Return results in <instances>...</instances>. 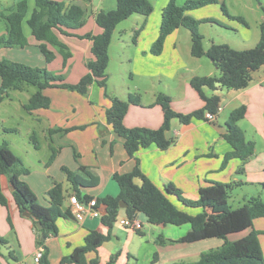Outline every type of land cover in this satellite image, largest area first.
<instances>
[{
	"label": "crops",
	"instance_id": "1",
	"mask_svg": "<svg viewBox=\"0 0 264 264\" xmlns=\"http://www.w3.org/2000/svg\"><path fill=\"white\" fill-rule=\"evenodd\" d=\"M20 1L0 0V39L9 33V22L6 16L16 9ZM27 1L28 13L23 21V29L28 38V44L17 48L3 44L0 46V60L8 58L32 66L47 67L64 73L66 80L70 83L79 82L89 72L87 61L93 57L92 40L57 31L60 39L67 46L66 52H69L71 56L64 66L63 54L49 45L56 57L52 62H46L39 47L40 42L32 35V29L28 23L37 6L36 0ZM66 1L70 2V0ZM151 1L154 4V10L149 16L135 14L116 27L109 49V66L113 49L121 50L118 64L120 70H123L120 73L123 83L120 88L112 84L114 95L121 99H126L131 93L138 94L140 97V104H131L125 115L124 124L127 127L144 126L156 129L162 125L164 113L162 107L155 104L160 92L171 96L172 106L178 112L190 113L204 107L205 102L192 86L191 79L195 75H219V69L213 60L207 56H193L191 46H189L191 58L181 52L182 27L167 37L160 55L152 53V46L160 33L162 12L169 0ZM186 1L178 0L177 2L182 4ZM82 4L88 10L85 24L80 29L69 30L77 35L102 33L103 28L96 22L95 13L100 9L108 11L118 6L117 0H91ZM193 12L191 11L190 14L192 15ZM144 22L145 27L134 40L135 30ZM122 23L127 24L121 28ZM187 35L186 38L191 43V32L189 31ZM212 43L220 42L213 38L207 42L204 35L205 47H210ZM129 63L131 69L126 74L124 70ZM108 74L107 82L110 79V73ZM109 84H111L110 81ZM25 88L26 86H23L20 90L25 91ZM204 90L208 95L217 93L222 97L221 105L213 121L194 118L191 123L185 124L179 118H174L167 132V136L174 139L173 144L168 149H161L155 143L151 144L140 148L134 158L128 155L124 138L114 131L113 125L107 120V109L112 106V99L106 95V90L97 80L90 85L86 95L66 88H46L44 93L51 99L50 107L36 109L33 112L28 111V114L36 116L43 126L42 131L45 136L49 133L51 140H53L51 136H56L59 148L52 146L51 141L48 145L50 149L59 150L58 159L48 163V159L38 158L36 162L39 164H36L34 160L33 163L37 167L30 168L32 170L27 174L28 176L20 177V179L28 180L27 185L30 189H32L31 184L35 190L47 194L56 183L60 182L66 192L64 210L69 209V197L75 193L65 168L78 171L82 166H88L99 176V187L82 188L83 192L93 194L95 198L108 194L118 195L120 187L114 179V174L130 172L136 164V158L139 159L142 172L159 188L165 190L167 184L173 183L187 199H197L201 187L218 181L224 183L239 181L241 184L246 182L249 185L244 184L245 187L250 186L263 194L264 67L254 74V79L244 89L212 90L207 87ZM22 106L24 108V104ZM241 106L247 107V113L239 121V126L245 132L246 138L254 141L255 149L252 153L242 158H234L223 166L225 154L233 150L231 143L223 136L226 132V122L230 113ZM36 131L35 134H37ZM65 138L73 142L70 144L71 150L66 152V156L70 157L69 164H66L67 161L60 160L61 147ZM42 148L43 146L38 142L36 149ZM241 167H244L242 173L239 172ZM29 181L32 183L29 184ZM136 181L141 183L139 178ZM11 186L9 177L0 175V187L8 199L6 205L0 204V235L8 241L7 247H4L0 254V264L16 262L34 264V254L39 247L44 249V255L49 264H59L64 256L70 255L75 248L85 244L86 236L92 230L104 234L109 231V228L102 223L101 217H89L84 222H79L70 213L57 219V233H49L45 237L38 222H34V217L25 216L20 210ZM168 195L175 204L190 213L195 214L201 211V208L186 206L173 194ZM39 203L49 206L51 199L45 198ZM120 213L121 218L128 216L124 208ZM138 215L144 222L141 229L134 230L121 222H116L110 230L111 238L97 250L88 252V260L97 258L99 264H107L110 257L118 253V264H132L133 261H136V264L191 262L198 260L202 252L218 248L224 242L221 238L204 239L193 243L169 241L178 240L186 235L191 225H156L149 223L145 214ZM252 229L259 231V240L264 252V217L255 219L253 228L246 230L243 234L249 233ZM242 236L244 235L240 237ZM160 238L167 242L159 243Z\"/></svg>",
	"mask_w": 264,
	"mask_h": 264
},
{
	"label": "trees",
	"instance_id": "2",
	"mask_svg": "<svg viewBox=\"0 0 264 264\" xmlns=\"http://www.w3.org/2000/svg\"><path fill=\"white\" fill-rule=\"evenodd\" d=\"M91 0H36V8L33 11L28 23L32 29V35L40 42L39 47L46 58V62H52L56 55L49 45L55 47L64 56V66L67 63L70 53L66 52L67 46L60 39L58 32L66 35H76L79 38L91 39L93 57L87 61L89 72L79 82L70 83L66 80L64 73H56L47 67L32 66L20 61L11 59L0 60V102H2L11 89H22L26 84L35 85L38 90L33 93L25 105L29 112L40 108H49L51 99L44 93L49 87L66 88L77 91L81 94H88L90 85L97 80L106 87L110 62V45L116 27L129 17L140 14L149 16L154 10L151 0H117L118 6L113 10L100 9L95 13L96 22L103 28L100 34L87 33L84 35L73 34L69 30H76L83 27L87 16V7L83 3ZM218 2L225 15L247 23L241 16H234L229 12L225 0H187L179 5L177 0H169L162 12L160 33L152 46V53L160 55L163 52L167 37L176 29L185 27L191 32V53L195 57L207 56L219 69V75H195L191 79L192 86L197 90L204 100V107L190 113H181L172 106L170 95L160 92L157 95L155 104L162 107L164 121L159 128L144 126L127 127L124 118L131 104H140L138 94H129L126 99L113 95H106L112 99V106L107 109V120L113 125L114 131L124 138V145L129 156L134 157L140 148L157 144L161 149H168L174 139L167 136L174 118H179L185 124L191 123L194 118L207 119L206 113L216 114L222 102L221 95L215 93L208 95L205 88L218 90L244 89L254 79V74L264 67V22L261 23L260 40L253 46L246 49H237L228 43H212L206 48L204 35L200 32V20L195 19L190 12L205 7L210 3ZM28 13V1L21 0L16 9L7 17L9 22V33L0 39V43L8 47H24L28 44V38L24 33L23 21ZM145 27V22L135 30L134 40ZM58 31V32H57ZM247 107L241 106L233 110L226 122L225 139L231 143L233 150L225 154L223 166H226L234 158H242L255 149L254 141L246 138L245 132L239 126V121L245 117ZM64 131V129H59ZM65 131H68L65 129ZM77 157V155L75 154ZM54 157V155H53ZM52 157V158H53ZM78 158V157H77ZM130 172L116 173L114 179L120 187L118 195H105L96 197L98 205H106V212L102 214L101 221L109 228L107 234L92 230L86 236L83 246L77 247L74 251L64 256L59 264H99L94 258L88 260L87 254L97 250L105 241L111 238V229L119 221L120 212L123 209L121 201L128 204L126 214L133 217L139 213L146 215L149 223L161 225L172 224L181 226L190 224L188 233L177 241L193 243L204 239L221 238L223 244L218 248L202 252L200 258L191 262H176L171 264H264V252L259 240V231L252 229L246 235L231 240L229 236L234 233L244 232L253 228L255 219L264 217V201L260 196H252L246 203L232 208L229 204L230 190L232 183L211 182L210 185L200 188L197 199L183 197L182 191L173 183L166 185L165 190L159 188L148 178L139 166V159ZM22 159L10 147L7 142L0 145V175H7L13 185V196L20 210L30 211L32 216L37 218L36 222L42 224L41 232L45 237L49 233H57L56 221L62 216L69 215L70 209H63L66 193L63 185L58 182L48 192L51 196L49 206L39 203L36 194L30 189L27 183L20 179V173L28 174V168L19 169ZM244 167L239 169L243 172ZM68 179L80 200L89 201L95 196L82 191V188L96 187L100 183L99 176L88 166H82L78 171H71L65 168ZM141 179L137 183L136 179ZM168 194L175 195L186 206L201 208V211L193 214L180 208L175 204ZM8 203L7 196L0 187V204ZM142 233V232H141ZM161 239V238H160ZM158 240L159 243L167 242ZM8 241L0 235V254L2 249L7 247ZM11 257L13 252H10ZM45 254V253H44ZM157 258V255H155ZM118 253L113 254L107 264H118ZM41 264H49L44 255Z\"/></svg>",
	"mask_w": 264,
	"mask_h": 264
},
{
	"label": "rangeland",
	"instance_id": "3",
	"mask_svg": "<svg viewBox=\"0 0 264 264\" xmlns=\"http://www.w3.org/2000/svg\"><path fill=\"white\" fill-rule=\"evenodd\" d=\"M225 1L229 12L234 16L243 17L248 24L238 19L228 17L223 12L221 4L214 2L205 7L194 10L192 14L195 19L202 22L199 27L200 32L206 35L207 42L213 38L220 43H228L238 49H244L249 46L253 47V45H255L260 40L261 36L260 27L261 23L264 21V0ZM184 3L185 2L178 4L183 5ZM125 24L127 23H122L121 28L122 26H125ZM181 30L182 35L180 40V50L182 53H186L189 58H191L192 55L190 53L189 46L192 45V42L189 43V40L186 38L188 37L187 34L189 31L185 27H182ZM2 45L3 44L0 43V46ZM120 51V49H113V57L110 66L107 69V73H110L109 81L111 84H109L108 81V84L106 87H104V89L108 95L115 96L114 92L112 91V84H115L120 88L123 83V79L120 74L123 70H120L118 64V62H120ZM130 69L131 65L129 63V65H127L126 69L124 70L125 73L127 74L128 70ZM51 71L60 73L57 72V70ZM25 86V91L20 89L9 90L6 98L0 102V145L4 142H7L12 150L18 156H20L22 163L19 164V169L28 168L29 170H32L37 167L33 161L35 160L36 162L38 158L48 159V163L55 162L58 159L59 150L56 148L50 149L48 144L51 141L52 146L55 145L57 147L59 141L57 140L56 136H51L53 138V140H51L49 138V133L45 136L42 131L43 126L39 120L36 119V116L28 114L25 105L29 101V95L37 91L38 87L26 83ZM22 104H24V108ZM35 131L37 134H35ZM38 142H40V145L43 146L41 150L36 149ZM72 143L73 142L70 139L65 138V141L61 147L62 153L60 155V160L67 161L66 164H69L68 160L70 158L66 156V152L71 150L70 144ZM37 163L38 162H36V164ZM24 176L27 177L28 175L25 173H20V177ZM27 181L28 180H25L26 183ZM30 183L32 182L29 181V184ZM244 184H246V182ZM244 184H241L239 181H233V188L230 190L229 198V204L232 208L246 203L247 199L252 197L251 195H254L251 193L259 194L254 196H260L264 201V193H258V190H253L250 186L245 187L249 184H246L245 186ZM30 186L32 188L31 190L36 194L38 201L42 202L45 198L49 199V194L35 190L31 184ZM98 187L99 185L96 187H90V189H96ZM118 223H120V221H118ZM246 233L243 234V232H240L231 234L229 239H238L241 235H245ZM132 264H136V261H133Z\"/></svg>",
	"mask_w": 264,
	"mask_h": 264
},
{
	"label": "built area",
	"instance_id": "4",
	"mask_svg": "<svg viewBox=\"0 0 264 264\" xmlns=\"http://www.w3.org/2000/svg\"><path fill=\"white\" fill-rule=\"evenodd\" d=\"M207 118L214 120L215 114L211 112L206 113ZM70 211L74 218L79 222H84L87 218H99L102 216L101 206L98 205L97 198H93L89 201H82L76 193H73L69 197ZM124 226L132 228L134 230H139L143 227V220L139 215L133 217L126 216L120 218L119 220ZM44 256V249L38 248L34 254V264H41L42 258ZM15 264H22L21 262H16Z\"/></svg>",
	"mask_w": 264,
	"mask_h": 264
},
{
	"label": "water",
	"instance_id": "5",
	"mask_svg": "<svg viewBox=\"0 0 264 264\" xmlns=\"http://www.w3.org/2000/svg\"><path fill=\"white\" fill-rule=\"evenodd\" d=\"M11 187H12V189H14L13 185H12ZM48 197H49V199H51V196H50V195H48ZM120 205H121L122 208H126V207L128 206V204L125 203L124 201H121V202H120ZM101 210H102L103 213L106 212V205H105V204H103V205L101 206ZM23 214H24L25 216H32V213H31L30 211H27V210H25V211L23 212ZM34 218H35V217H34ZM35 219L38 221L37 218H35ZM38 224H39V227H40V228L43 227L42 224H41L40 222H38ZM42 239H44V237H43Z\"/></svg>",
	"mask_w": 264,
	"mask_h": 264
}]
</instances>
